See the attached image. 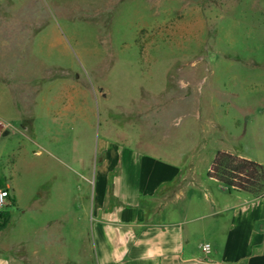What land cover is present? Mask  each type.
I'll return each instance as SVG.
<instances>
[{"label":"rangeland","instance_id":"obj_1","mask_svg":"<svg viewBox=\"0 0 264 264\" xmlns=\"http://www.w3.org/2000/svg\"><path fill=\"white\" fill-rule=\"evenodd\" d=\"M8 14L20 19L0 27V113L16 131L0 151L22 204L89 193L105 139L201 169L218 149L264 164V0H0ZM31 210L13 212L5 247L33 240ZM51 239L86 255L77 231Z\"/></svg>","mask_w":264,"mask_h":264},{"label":"crops","instance_id":"obj_2","mask_svg":"<svg viewBox=\"0 0 264 264\" xmlns=\"http://www.w3.org/2000/svg\"><path fill=\"white\" fill-rule=\"evenodd\" d=\"M19 19L8 14L1 22L0 17V27L13 29ZM0 65L7 69L8 64ZM18 83L24 84L17 79L6 84ZM22 99L33 97L23 93ZM2 118L0 113V142L16 131ZM10 155L0 151V186H8L14 198L12 211L7 208L10 220L14 211L22 221L32 209L35 236L5 247L8 239L1 235L0 264H264V196L228 189L208 175L211 163L201 169L180 156L105 139L86 178L89 193L76 196L65 189L50 203L49 191H34L26 206ZM10 220L0 233L12 227ZM43 231L48 239L40 237ZM75 231L88 250L78 261L66 255V242L57 255L51 239ZM205 242L212 245L209 254L202 250Z\"/></svg>","mask_w":264,"mask_h":264},{"label":"trees","instance_id":"obj_3","mask_svg":"<svg viewBox=\"0 0 264 264\" xmlns=\"http://www.w3.org/2000/svg\"><path fill=\"white\" fill-rule=\"evenodd\" d=\"M208 175L219 180L232 190H242L256 196H264V164L261 161L246 158L230 150L218 149L212 159ZM14 198L11 197V205ZM10 210L0 212V229L10 220Z\"/></svg>","mask_w":264,"mask_h":264},{"label":"built area","instance_id":"obj_4","mask_svg":"<svg viewBox=\"0 0 264 264\" xmlns=\"http://www.w3.org/2000/svg\"><path fill=\"white\" fill-rule=\"evenodd\" d=\"M11 205V196H10V189L8 186L1 185L0 186V212L7 209L8 206ZM202 250L209 254L212 251V245L209 242H205L202 245ZM216 264H220L217 262Z\"/></svg>","mask_w":264,"mask_h":264}]
</instances>
